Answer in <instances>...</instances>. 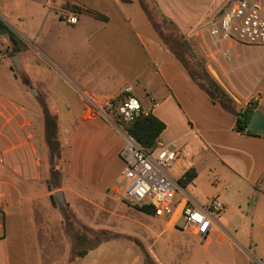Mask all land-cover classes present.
Returning <instances> with one entry per match:
<instances>
[{
	"label": "rangeland",
	"instance_id": "374dc122",
	"mask_svg": "<svg viewBox=\"0 0 264 264\" xmlns=\"http://www.w3.org/2000/svg\"><path fill=\"white\" fill-rule=\"evenodd\" d=\"M119 1L128 2L129 0ZM137 1L139 3H135L140 4L138 5L140 13L144 18H148L154 36L173 51L180 63L193 76L197 86L199 84L205 88L210 87L212 77L236 103L237 109L247 106L222 80L216 69L214 56L210 57V53H206L205 48L202 47L199 36L203 33L210 34L207 30L202 27L197 30L199 32V35L196 36L197 39H195L196 37L187 39L167 19L160 17L150 0ZM216 1L228 2V0ZM115 6L112 0H0V19L19 38V42L14 45L7 35L0 32V94L13 96L15 92L18 93V90L22 91L31 100H36L40 104L47 103L54 111L53 113H58L61 123L66 125V129L74 124L77 127L84 115L86 105L83 106L76 94L73 77L78 78L84 84H89L92 77L88 70L103 73V76L93 78V84L96 85L91 87L97 93L109 94L113 88L122 83V78L107 65V60H122L124 74L132 76L128 64L131 58L127 49L128 31L126 27L122 31L126 37H123L120 44L117 40L111 39L108 40L111 43L110 48H106L107 52L104 49V55L99 57L94 52L96 44H105V41H99L102 39L101 37L120 32L119 26H116L119 22V14L114 8ZM67 11H73L75 15H80L78 25L71 27L67 22L60 21V26L55 24L59 28L56 29L53 23L47 22L49 18L57 20L58 17L55 14L61 16ZM105 12L111 16L113 21L98 39L93 40L92 37L101 26L100 23L94 25L92 22L106 20ZM25 26L30 27L33 32L30 30L26 34ZM50 27L55 29V34L46 32ZM40 28L44 31L45 40L41 39ZM140 31L149 35L146 30L141 29ZM33 33L37 36L29 38V36H33ZM53 35H55L54 38ZM129 36L131 37V34ZM15 55L20 57L21 70H18L13 62ZM242 61L244 62V60ZM210 68L217 72L220 82L213 76ZM107 76L110 78L109 80L106 79ZM147 76L146 74L145 81L139 80L133 83L132 93L129 94L146 105L152 104L150 99L152 91L148 82L153 78ZM233 77L238 84H240V80L249 84L251 79L249 67L244 66ZM31 90H35L38 94H33ZM17 95L19 98L24 96L21 92ZM68 107L72 108V111L68 110ZM101 119L108 124L105 129L108 133L105 134V131L102 130V138H99L100 136L93 138L94 140L99 138L97 140L99 145L95 143L98 145L96 148L98 152L103 150V146L110 150L120 143V140L122 142L121 136L113 127V120ZM114 119L116 120V116ZM122 125L124 126V124ZM85 128L89 131H98V128L94 129L91 124ZM61 138L65 143L68 136L63 135ZM88 140L89 137L83 139L86 146ZM77 159L78 155H76V162ZM84 161H86V169L82 174L80 170L79 174L87 177L86 180L92 184L91 186L103 184L101 169L98 170L94 165L90 166L93 161L88 158ZM103 167L105 168V163ZM183 168L185 171L188 170L187 166L180 168L176 165L172 168L171 174L175 178H180ZM48 170L50 171V165H48ZM123 170L124 164L121 158L111 157L109 159L107 171L109 176L114 179L115 184L105 191H92L79 185H76L75 191L63 184L62 179H59L57 183L60 188L56 192L64 193V202L62 203H59L56 197L53 203L50 197L34 201L26 200L29 196L33 197L30 195L32 186L17 185L13 180L15 177H7L0 173L2 192L6 202L4 206L6 234L0 239V259L11 256L16 259V262L12 260L10 264H39L38 260L42 257L43 264H49L50 260H47L49 257L43 255V248L37 247V242L39 241L41 244L45 240L44 236L48 235L51 240L59 243V247L54 252L58 253L55 258H58L61 264H99V262L104 264L107 260L109 264H133L136 259L140 258H144L146 264H153L150 259L152 253L162 259H167L168 264H196L199 262V259L207 251L203 249L201 240L182 231L184 225L182 221L176 225L177 227L174 225L176 231L162 233L166 228L163 222L166 223V221H160L153 215L141 212L123 200L125 186V180L122 177ZM39 186L37 195L47 194V189ZM53 186L55 187L54 184ZM185 190L192 199L204 206L212 200L224 203L225 197H230L232 193L231 190L228 192L225 190L223 183H220L216 176L208 178L207 175L195 184H188ZM20 197L24 199L20 201ZM233 203H237L235 208L238 211L250 217V208L247 207V204L243 205L241 199L233 198ZM48 209L54 212V215H49V234L46 232ZM220 216L216 215L218 222ZM248 221H242L235 214L234 224L240 231L238 241L248 238L250 229ZM21 243L36 244L34 248L25 250L21 248ZM214 243L220 244V239H215ZM15 244H17V248H15ZM98 244H100L99 248L90 251L85 257L77 256L79 251L90 249ZM211 252L213 249L209 247V253ZM147 258L149 259L147 260ZM74 259H76L75 263L72 262ZM137 264H142V262Z\"/></svg>",
	"mask_w": 264,
	"mask_h": 264
},
{
	"label": "crops",
	"instance_id": "0c3cea01",
	"mask_svg": "<svg viewBox=\"0 0 264 264\" xmlns=\"http://www.w3.org/2000/svg\"><path fill=\"white\" fill-rule=\"evenodd\" d=\"M135 2L138 1L112 0V3L117 6L114 7L119 14V22L116 26H119L120 32L101 37L102 39L99 41H105V44H96L94 50L99 57L104 55L105 51L107 52L106 48H110L111 43L108 40H117L120 44L123 37H126L122 31L127 28V49L131 58L128 64L132 76L124 74L122 60H107V65L122 78V83L113 88L109 94L97 93L91 87L96 85L92 80L95 77L103 76V73L88 70L92 77L89 84H84L78 78L73 77L76 94L84 106L82 93H88L96 98L115 97L127 87L133 89V83L139 80L145 81L146 74L153 77L148 82L152 91L150 97L152 104H141L144 111L153 114L166 125L159 142L172 149L182 151L192 161V167H189L186 162L178 164L180 168L187 166V171L190 169L196 171V178L191 184L197 183L205 175L208 178L216 176L220 183H223L225 190L232 192H230V197H225L226 209L220 216L217 230L210 235L205 243H202L203 249L207 252L196 264H251L252 262L264 264V136L248 135L235 130L234 117L219 104L212 102L197 86L173 51L154 36L148 18L141 15L140 6L138 7L140 4ZM224 2L216 0H150L160 17L172 22L187 39L198 36L197 30L202 28L212 15L220 11ZM105 13L106 20L92 22L94 25L100 23L101 26L92 37L93 40L98 39L113 21L111 16L107 12ZM55 16L58 17L57 20L49 18L47 22L53 23L55 27V24L60 26L63 20L60 19V15L55 14ZM76 16L78 22L75 25H78L80 15L76 14ZM40 29L41 39L45 40L44 31L42 28ZM56 29L59 28L56 27ZM141 29L148 31L149 35L140 31ZM30 30H32L30 27L25 26L26 34ZM46 32L55 34V29L50 27ZM36 36L33 33V36H29V38ZM54 37L55 35H53ZM130 38L131 43L129 44ZM199 39H201L202 47L205 48L206 53H210V57L214 56V63L222 80L241 98L244 105L246 106L253 100L258 104L259 110L264 112V48L245 47L227 42L218 44L207 33H203ZM244 66L249 67L251 79L249 84L241 80L238 84L233 75H236V72L242 70ZM107 77L106 79L109 80L110 78ZM20 92L24 96L19 98L17 94ZM31 92L33 93V90ZM68 110L72 111V108L68 107ZM56 115L58 116L59 137L64 147L63 159L60 162L62 183L75 191L76 185L92 191H105L113 186L115 181L108 174L107 163L111 157L120 158L123 140L122 142L120 140V143L110 150L103 146V150L98 152L96 149L99 145L97 140L102 138L103 131L105 134L108 133L105 130L108 126L105 120L88 117L84 108V115L77 127L74 124L66 129V125L61 123L58 113ZM90 124L94 129L97 127L98 131L86 130L85 127ZM63 135L68 136L65 143L61 138ZM95 136L100 137L94 140ZM87 137L89 140L86 146L83 139H87ZM76 155H78L77 162ZM87 158L93 161L90 166L94 165L98 170L101 169L103 184L100 186H91L92 184L86 180L87 177L79 174L80 170L81 174L85 171L86 161L84 159ZM104 163L105 168L103 167ZM48 165H50V152L45 140V123L40 102L31 100L19 90L13 96L0 94V173L7 177H15L13 180L17 185H31L30 195L33 197L27 196L26 200L34 201L35 199L49 198L56 193V190L51 192L48 189V180L51 177V166L49 171ZM182 170L187 172L184 168ZM39 185L47 189V194L37 195ZM2 195L5 206L3 192ZM233 198L241 199L243 205L247 204V207L250 208V217L235 208L237 203H233ZM23 199L20 197V201ZM198 205L204 206L199 203ZM47 212L46 232L49 234V215H54V212L51 209H48ZM235 214L242 221L249 220V236L243 241L237 239L240 231L234 224ZM163 223L166 228L162 233L176 231L174 225ZM217 238L220 239V244L214 243ZM44 239L41 244L37 240V247L43 248V255L49 257V259L47 258L50 260L49 264H61L58 258H55L58 253L54 252L59 247V243L51 240L48 235L44 236ZM35 244L21 243V248L25 250L34 248ZM14 246L17 248V244ZM209 247H212L213 252L209 253ZM150 259L153 264H168L167 259H162L155 253H152ZM12 260L16 262V259L11 256L4 257L0 259V264H10ZM75 261L76 259L72 262L75 263ZM145 261L144 258H140L136 259L133 264L138 262L146 264ZM38 263L43 264L42 257L39 258ZM101 263L103 262H99V264ZM104 264H109L108 260Z\"/></svg>",
	"mask_w": 264,
	"mask_h": 264
},
{
	"label": "built area",
	"instance_id": "2783aa9c",
	"mask_svg": "<svg viewBox=\"0 0 264 264\" xmlns=\"http://www.w3.org/2000/svg\"><path fill=\"white\" fill-rule=\"evenodd\" d=\"M61 18L72 25L78 22L73 11H67ZM203 29L218 44L227 42L264 48V0H228L224 8L206 22ZM131 93V87H127L120 95L110 98L81 94L87 116L113 120V127L123 140L120 152L124 164L123 200L138 209H151L155 218L166 223L176 226L182 221L183 232L205 243L218 228L216 215L219 217L226 206L216 200L206 206H199L179 182L188 171L183 172L180 178L171 174L172 168L181 162L192 167V161L182 151L160 142L154 149L148 150L127 132L122 124L134 122L142 114H149L143 110L137 98L129 96ZM5 217L0 183V239L5 235Z\"/></svg>",
	"mask_w": 264,
	"mask_h": 264
},
{
	"label": "trees",
	"instance_id": "16d2710c",
	"mask_svg": "<svg viewBox=\"0 0 264 264\" xmlns=\"http://www.w3.org/2000/svg\"><path fill=\"white\" fill-rule=\"evenodd\" d=\"M60 19L62 20L61 16ZM170 22V21H169ZM174 25L172 22H170ZM0 32L4 35H7L8 39L12 44L16 45L19 42L18 36L15 34L11 28L0 19ZM17 53L18 50L16 49ZM188 74L193 76L188 72ZM26 81V80H25ZM27 82V81H26ZM210 87L205 88L198 84V87L206 94V96L214 103L219 104L226 112L230 113L236 123L235 130L239 133H246L253 136H264L261 134H256L247 131V124L251 120L253 114L259 110V106L253 100L250 101L245 108L237 109L236 103L232 98L220 87V85L211 77ZM42 112L44 116L45 123V140L50 152V166H51V177L48 180V189L53 192L58 190V180L61 179V168L59 162L63 159V145L59 137V125H58V116L53 113L49 105L41 103ZM127 132L144 148L152 150L157 146V143L160 140V136L166 128V125L155 117L153 114L149 113L148 115L142 114L134 122L127 123L124 125ZM62 151V158H61ZM196 178V171L190 169L180 180V184L183 187H186L188 184H191ZM54 181V182H53ZM56 181V182H55ZM55 185V187L53 186ZM51 201L55 202V195L52 194ZM141 212L146 214L153 215V211L149 208L139 209ZM100 244L86 250H81L77 253L78 257H85L90 251L98 248ZM251 264H257L252 262Z\"/></svg>",
	"mask_w": 264,
	"mask_h": 264
},
{
	"label": "water",
	"instance_id": "95a60500",
	"mask_svg": "<svg viewBox=\"0 0 264 264\" xmlns=\"http://www.w3.org/2000/svg\"><path fill=\"white\" fill-rule=\"evenodd\" d=\"M13 62L15 63L16 68L18 70H21L19 55H15L13 57ZM210 70H211L213 76L220 82L221 80H220V77L217 74V72L213 68H210ZM35 93H37V92L35 90H33V94H35ZM246 130L249 132H252V133L264 135V112L257 110L253 114L251 120L248 122ZM55 197L59 203L64 202V196H63L62 192H56Z\"/></svg>",
	"mask_w": 264,
	"mask_h": 264
}]
</instances>
